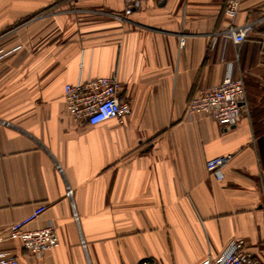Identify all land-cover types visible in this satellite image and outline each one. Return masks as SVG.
Returning <instances> with one entry per match:
<instances>
[{
	"label": "crops",
	"instance_id": "crops-1",
	"mask_svg": "<svg viewBox=\"0 0 264 264\" xmlns=\"http://www.w3.org/2000/svg\"><path fill=\"white\" fill-rule=\"evenodd\" d=\"M228 0H0V236L52 223L41 257L18 239L21 264H218L230 244L264 263V0H243L241 45L225 35ZM185 37L184 46L180 38ZM229 68L247 105L225 126L186 107ZM103 76L122 84V123L77 121L65 86ZM229 155L225 178L207 170ZM72 190V196H69Z\"/></svg>",
	"mask_w": 264,
	"mask_h": 264
},
{
	"label": "built area",
	"instance_id": "built-area-1",
	"mask_svg": "<svg viewBox=\"0 0 264 264\" xmlns=\"http://www.w3.org/2000/svg\"><path fill=\"white\" fill-rule=\"evenodd\" d=\"M74 1V0H69ZM145 0H123L124 13L131 15ZM165 2L166 0H148ZM243 0H228L225 14L230 21L225 35L236 45H241L254 30L255 22L237 23ZM185 37L180 38V46H184ZM122 84L115 76H103L65 86V102L69 112L77 121H86L92 125L104 123L111 119L124 122L132 113L130 103L121 98ZM247 105V89L243 76L233 77L229 68L224 79L216 85L198 89L189 99L186 113L188 115L204 114L212 117L220 124L229 126L235 124ZM231 157L220 155L207 161V170L218 181L225 178L224 168ZM72 196V190H69ZM46 209V204H39L25 218L13 222L6 234L0 236V243L10 240H20L23 247L31 254L41 257L46 251L60 244L56 227L50 223L38 229H28L27 225L38 218ZM244 239L234 240L228 249L217 259L218 264H264L254 258L244 248ZM0 264H21L16 255L0 252ZM137 264H154L151 260H142ZM204 264H210L206 262Z\"/></svg>",
	"mask_w": 264,
	"mask_h": 264
}]
</instances>
